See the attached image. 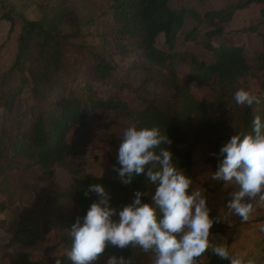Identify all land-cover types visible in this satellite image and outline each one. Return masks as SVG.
Returning <instances> with one entry per match:
<instances>
[{"label":"trees","instance_id":"obj_1","mask_svg":"<svg viewBox=\"0 0 264 264\" xmlns=\"http://www.w3.org/2000/svg\"><path fill=\"white\" fill-rule=\"evenodd\" d=\"M254 4L259 5L257 18L229 29L236 12ZM34 5L38 14L30 18L14 4L0 2V18L11 28L20 22L14 61L0 81V108L7 119L0 126V176L7 185L16 187L14 177L50 174L69 164L79 140L95 124L107 131L120 127L122 133L131 125L167 131L173 160L193 183L200 182V172L216 169L219 148L234 132L251 131L257 105H238L234 94L240 88L250 90L251 81L264 90V0H235L203 13L191 11L195 24L185 31L187 10H174L172 0H35ZM249 31L261 39L255 63L249 45L233 41L236 34ZM161 35L163 48L157 46ZM189 42L195 43L194 50L186 49ZM193 85L211 99L198 98ZM126 91L141 104L139 110L130 107ZM122 133L110 140L113 178L70 168L73 181L56 183L49 191L44 227L59 235L58 243L35 260L26 248L27 230L14 219L4 220L10 235L0 242V264H55L70 250L69 230L76 218L98 199L92 192L85 195L91 184L102 183L117 210L132 202L137 189L147 191L142 200H149L154 186L146 185L142 176L127 185L118 177ZM7 208L0 202V212ZM230 227L218 223L212 234L228 237ZM208 253L211 257L198 258V264H229ZM101 256L118 258L119 264L121 257L123 264H152L154 259L139 247L110 244ZM60 259L71 264L66 255Z\"/></svg>","mask_w":264,"mask_h":264},{"label":"clouds","instance_id":"obj_2","mask_svg":"<svg viewBox=\"0 0 264 264\" xmlns=\"http://www.w3.org/2000/svg\"><path fill=\"white\" fill-rule=\"evenodd\" d=\"M234 99L238 105L261 104L260 97L245 88L238 89ZM170 144L167 131L158 126L131 125L123 131L116 157L118 177L127 185L142 176L154 191L144 202L142 196L148 192L137 189L132 202L117 210L110 205L109 190L102 183L91 184L85 195L92 192L98 199L76 218L69 230L70 250L62 254L71 264H92L109 244L150 251L152 264H198L207 252L229 264H243L227 246L212 245L210 235L214 225H230L233 215L248 220L251 201L257 196L264 200V118L256 115L250 132H234L220 146L210 179L222 181L224 189L232 191L215 215L208 194L194 188L192 177L177 167ZM61 256H56L55 264H61ZM117 259L111 257L107 264H117ZM119 261L123 264L122 257Z\"/></svg>","mask_w":264,"mask_h":264},{"label":"rangeland","instance_id":"obj_3","mask_svg":"<svg viewBox=\"0 0 264 264\" xmlns=\"http://www.w3.org/2000/svg\"><path fill=\"white\" fill-rule=\"evenodd\" d=\"M5 1V0H0ZM8 4H14L20 12L26 13L30 18L37 17V6L35 0H6ZM235 0H210L203 2L201 0H172L174 10L185 9L183 30H187L195 24L191 16V11L203 13L206 10L227 4ZM259 5H252L248 10L236 12L234 19L230 23L229 29H239L251 24V21L257 18V9ZM263 31H264V25ZM20 22L11 28L10 22L0 18V81L9 71L15 57L17 47V36L19 33ZM233 41L246 42L249 45L248 55L255 63V50L261 46V39L253 32H240L233 37ZM164 35L158 38L157 46L164 47ZM180 43V39H178ZM195 43L186 44V49L194 50ZM202 48V47H201ZM201 50V49H200ZM202 50H204L202 48ZM253 94L261 99V104L255 108L256 115L264 113V90L256 81L249 83ZM194 93L202 100L211 99L209 92L193 85ZM133 110H139L142 106L136 101L129 91L124 93ZM6 114L0 108V126L5 122ZM122 133V128L116 127L110 131L104 129L100 124L93 125L79 140L77 154L72 158L69 164L57 168L50 174L35 171L29 173L25 178L14 177L12 183L16 182V187L7 185L6 178L0 176V202H5L8 208L0 212V242L4 237L10 235L3 222L15 220L18 228H25L28 232L29 244L26 245L27 251L31 257L41 259L46 249L55 246L60 240L59 235L53 230L46 231L44 224L47 218V198L52 186L56 183H71L74 175L69 172L70 168L79 169L84 174H93L96 176L114 177V165L111 162V156L114 151L110 145L111 138L118 137ZM215 169L200 172L199 183H193V187L203 192L210 190L208 194L209 205L212 209H221L226 206L224 197L227 192L232 191L231 187L227 190L223 187L222 181L211 180L210 177ZM206 184L205 186L203 184ZM238 189V186H233ZM212 190H211V189ZM253 212L248 220L244 221L239 216H231V226L229 236L220 234H211L210 242L212 245L223 244L227 246L231 254L242 261L247 260L253 264H264V200L257 196L253 201ZM116 219V218H115ZM64 253V252H63ZM211 255L207 252L200 257L201 260H208ZM111 256H101L92 263L107 264ZM117 264H119L117 260Z\"/></svg>","mask_w":264,"mask_h":264}]
</instances>
